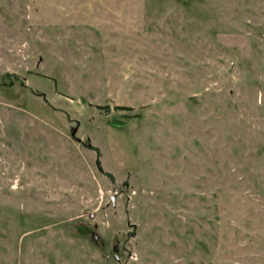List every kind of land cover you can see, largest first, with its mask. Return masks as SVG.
Masks as SVG:
<instances>
[{
    "label": "rangeland",
    "instance_id": "1",
    "mask_svg": "<svg viewBox=\"0 0 264 264\" xmlns=\"http://www.w3.org/2000/svg\"><path fill=\"white\" fill-rule=\"evenodd\" d=\"M0 264H264V0H0Z\"/></svg>",
    "mask_w": 264,
    "mask_h": 264
}]
</instances>
